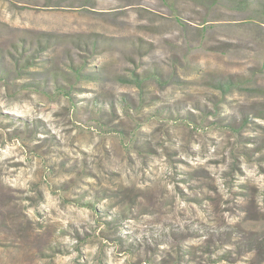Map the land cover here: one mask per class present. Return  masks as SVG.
Segmentation results:
<instances>
[{
    "label": "rangeland",
    "instance_id": "1",
    "mask_svg": "<svg viewBox=\"0 0 264 264\" xmlns=\"http://www.w3.org/2000/svg\"><path fill=\"white\" fill-rule=\"evenodd\" d=\"M0 264H264V0H0Z\"/></svg>",
    "mask_w": 264,
    "mask_h": 264
}]
</instances>
